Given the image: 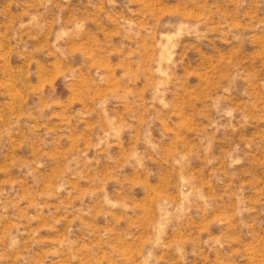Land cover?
Listing matches in <instances>:
<instances>
[{
    "label": "rangeland",
    "instance_id": "1",
    "mask_svg": "<svg viewBox=\"0 0 264 264\" xmlns=\"http://www.w3.org/2000/svg\"><path fill=\"white\" fill-rule=\"evenodd\" d=\"M0 264H264V0H0Z\"/></svg>",
    "mask_w": 264,
    "mask_h": 264
}]
</instances>
